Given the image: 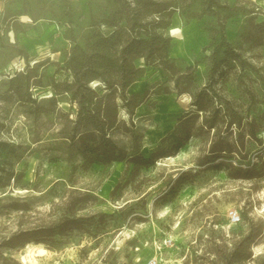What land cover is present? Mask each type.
I'll list each match as a JSON object with an SVG mask.
<instances>
[{"label": "rangeland", "instance_id": "obj_1", "mask_svg": "<svg viewBox=\"0 0 264 264\" xmlns=\"http://www.w3.org/2000/svg\"><path fill=\"white\" fill-rule=\"evenodd\" d=\"M145 1L0 0V264H32L31 243L47 249L33 264H223L235 246L249 253L235 264H264V0ZM157 16L177 73L134 60L126 94L139 95L117 99L109 132L121 159L86 150L71 139L76 104L49 98L51 84L73 80L69 52L113 30L104 20ZM220 28L236 57L213 71ZM98 81L87 85L106 91Z\"/></svg>", "mask_w": 264, "mask_h": 264}, {"label": "trees", "instance_id": "obj_2", "mask_svg": "<svg viewBox=\"0 0 264 264\" xmlns=\"http://www.w3.org/2000/svg\"><path fill=\"white\" fill-rule=\"evenodd\" d=\"M204 5L207 10L213 7L236 9L235 6L220 4L218 0H204ZM133 7L147 9V4L145 0H134ZM158 15L163 16L161 12ZM160 17L151 20L149 25L135 17H129L122 25H117L113 20H104V23L114 26L113 30L109 33H100L95 29L92 40L87 44V50L79 48V52H76V49L69 52L71 56L67 58L66 65L72 71L73 80L51 84L54 93L49 98L53 100L54 94L65 92L69 95L70 102L76 104L74 122L81 129L72 135L71 139L76 138L86 150L106 156L110 160L121 159L116 157V144L109 132L117 125V99L123 106L129 107L131 99L134 100L139 95V93L126 94L127 87L142 75L143 67H135L134 60L142 58L143 66L151 65L156 61L163 68L177 73V69L173 66L167 67L169 36L164 35L163 32H156L157 28L169 25L168 20L163 22ZM141 29H144V36L139 35ZM231 49L224 30L220 28L218 40L212 45L209 55L213 71L221 62L230 65V59L235 60L236 54ZM17 73L12 78L21 75ZM98 80L104 84L103 88L106 91L103 89L104 91L99 93L87 85L88 82ZM98 84L99 81L96 85ZM132 104L136 106L138 102ZM192 104L197 110H203L196 95H193ZM207 126L212 127L213 123H208ZM178 146H181V143ZM226 150H229L227 141L211 145L209 150L211 154L202 162L211 161L220 151L226 152ZM248 172L246 171L244 175H248ZM179 181L181 179L177 180ZM245 239L248 237H244L243 241ZM238 251L235 246L230 252L220 254L223 264H235L236 261L249 257V253L245 255L241 252L237 253Z\"/></svg>", "mask_w": 264, "mask_h": 264}, {"label": "bare ground", "instance_id": "obj_3", "mask_svg": "<svg viewBox=\"0 0 264 264\" xmlns=\"http://www.w3.org/2000/svg\"><path fill=\"white\" fill-rule=\"evenodd\" d=\"M140 60H142V58H140ZM25 252H26L25 255L28 257V260L30 261V263L33 264V263H36V257L37 256L47 253V249L44 246H42L41 244L31 243V244L27 245V247L25 248ZM26 256L23 257L24 262L26 261L25 260ZM25 263H27V262H25Z\"/></svg>", "mask_w": 264, "mask_h": 264}, {"label": "built area", "instance_id": "obj_4", "mask_svg": "<svg viewBox=\"0 0 264 264\" xmlns=\"http://www.w3.org/2000/svg\"><path fill=\"white\" fill-rule=\"evenodd\" d=\"M227 218L230 224H237L240 221V214L237 209H230L227 212ZM135 249L138 250L139 247L136 246ZM54 264H60V262L55 261ZM144 264H158V257L156 255H153L152 257H149L147 260H145Z\"/></svg>", "mask_w": 264, "mask_h": 264}]
</instances>
